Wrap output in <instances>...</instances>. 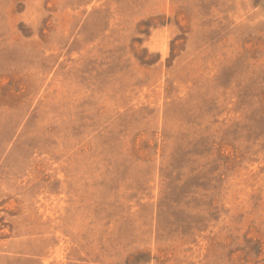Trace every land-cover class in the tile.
<instances>
[{"label": "rangeland", "instance_id": "1", "mask_svg": "<svg viewBox=\"0 0 264 264\" xmlns=\"http://www.w3.org/2000/svg\"><path fill=\"white\" fill-rule=\"evenodd\" d=\"M0 264H264V0H0Z\"/></svg>", "mask_w": 264, "mask_h": 264}]
</instances>
